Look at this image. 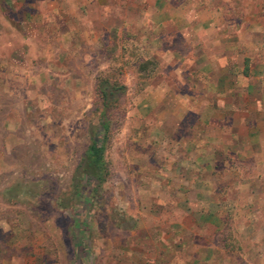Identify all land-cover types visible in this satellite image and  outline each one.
I'll list each match as a JSON object with an SVG mask.
<instances>
[{
	"label": "rangeland",
	"instance_id": "1",
	"mask_svg": "<svg viewBox=\"0 0 264 264\" xmlns=\"http://www.w3.org/2000/svg\"><path fill=\"white\" fill-rule=\"evenodd\" d=\"M105 1L10 0L37 44L0 63V264H264L249 239L237 244L239 207L211 205L173 174L165 150L174 133L158 130L148 92L163 74L175 77L149 40L121 31L122 14L108 9L118 0ZM176 47L184 49L179 39ZM100 78L125 93L104 108L108 174L96 185L80 171L91 134L102 133ZM205 214L224 217L223 236Z\"/></svg>",
	"mask_w": 264,
	"mask_h": 264
},
{
	"label": "crops",
	"instance_id": "2",
	"mask_svg": "<svg viewBox=\"0 0 264 264\" xmlns=\"http://www.w3.org/2000/svg\"><path fill=\"white\" fill-rule=\"evenodd\" d=\"M10 6V0H0V63L12 61L19 45L37 44L25 34V20L12 18ZM112 7L110 12L122 14L121 31L149 40L151 54L175 77L163 74L148 92L158 130L174 133L165 150L176 159L173 174L198 186L209 204L239 207L232 220L237 244L247 238L248 253L264 255V243L255 242L264 240V213L258 218L264 209V0H118ZM178 39L183 50L176 47ZM186 115L194 117L190 124ZM182 121L188 126L180 137ZM178 196L189 203L186 194ZM189 198L198 203L192 193ZM200 218L214 227L217 239L223 236L224 217ZM203 246L224 253L218 243Z\"/></svg>",
	"mask_w": 264,
	"mask_h": 264
},
{
	"label": "trees",
	"instance_id": "3",
	"mask_svg": "<svg viewBox=\"0 0 264 264\" xmlns=\"http://www.w3.org/2000/svg\"><path fill=\"white\" fill-rule=\"evenodd\" d=\"M97 80L96 91L103 106V110L100 111V116L102 118L98 125L102 129V133L105 132V135L101 133V136L98 137V133L91 134L90 142L82 157L80 172L89 179V182H95L96 185H101L108 174L104 161V141L106 139V131L109 128V120L106 118L104 108L108 103L118 100V96L125 93V85L107 81L105 78ZM115 94H117V96H115ZM93 132L96 131L94 130Z\"/></svg>",
	"mask_w": 264,
	"mask_h": 264
}]
</instances>
